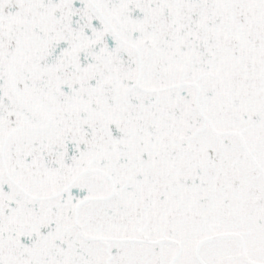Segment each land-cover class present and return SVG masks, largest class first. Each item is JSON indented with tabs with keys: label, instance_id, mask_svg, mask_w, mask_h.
I'll return each instance as SVG.
<instances>
[{
	"label": "snow or ice",
	"instance_id": "1",
	"mask_svg": "<svg viewBox=\"0 0 264 264\" xmlns=\"http://www.w3.org/2000/svg\"><path fill=\"white\" fill-rule=\"evenodd\" d=\"M0 264H264V0H0Z\"/></svg>",
	"mask_w": 264,
	"mask_h": 264
}]
</instances>
